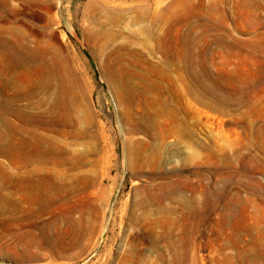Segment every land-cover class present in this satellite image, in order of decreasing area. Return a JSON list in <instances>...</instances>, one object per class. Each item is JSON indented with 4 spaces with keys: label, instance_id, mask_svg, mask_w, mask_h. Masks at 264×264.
Instances as JSON below:
<instances>
[{
    "label": "rangeland",
    "instance_id": "rangeland-1",
    "mask_svg": "<svg viewBox=\"0 0 264 264\" xmlns=\"http://www.w3.org/2000/svg\"><path fill=\"white\" fill-rule=\"evenodd\" d=\"M0 264H264V0H0Z\"/></svg>",
    "mask_w": 264,
    "mask_h": 264
},
{
    "label": "bare ground",
    "instance_id": "bare-ground-1",
    "mask_svg": "<svg viewBox=\"0 0 264 264\" xmlns=\"http://www.w3.org/2000/svg\"><path fill=\"white\" fill-rule=\"evenodd\" d=\"M23 132H27L31 134L36 139V141L39 142L38 143L39 146H40V143L46 144L45 147L38 146L40 149L39 150L40 153L48 155V154H53L55 152V149H54L55 145H54V142H52V140L39 136L34 131H30V130L28 131L26 129H23ZM23 145L26 148V146L28 145V141L24 139ZM59 153L61 154L62 152H59ZM27 154H25V156ZM67 154L74 161H77V162L80 161L79 156H76L72 152L67 153ZM40 158L41 157L38 158L37 156H35V158L29 160L28 157L26 156L24 157V159L22 160L19 166L21 169L19 172V176H20L21 182L24 184L25 190L29 191V189H32L33 191L37 193L36 196L39 197V194L42 195L44 191L45 192L48 191L49 193H54V191H57L58 189L64 190V189H70L72 187L73 178L70 175L62 173L60 169L51 168L46 161ZM10 172H11V169H10ZM7 178L10 180L12 179V176L8 174ZM60 218H62V214H60L58 210L55 216V220L58 221Z\"/></svg>",
    "mask_w": 264,
    "mask_h": 264
},
{
    "label": "water",
    "instance_id": "water-1",
    "mask_svg": "<svg viewBox=\"0 0 264 264\" xmlns=\"http://www.w3.org/2000/svg\"><path fill=\"white\" fill-rule=\"evenodd\" d=\"M84 53L87 56V58L92 62V58L90 57V55L88 54V52H86V50H84ZM104 235H105V233H103L102 236H101L100 246L102 245V242H103V239H104Z\"/></svg>",
    "mask_w": 264,
    "mask_h": 264
}]
</instances>
